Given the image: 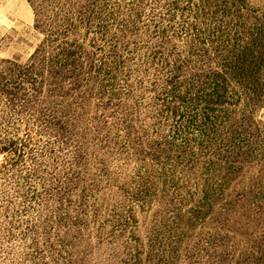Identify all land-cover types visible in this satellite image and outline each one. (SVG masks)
I'll return each instance as SVG.
<instances>
[{"label":"rangeland","instance_id":"374dc122","mask_svg":"<svg viewBox=\"0 0 264 264\" xmlns=\"http://www.w3.org/2000/svg\"><path fill=\"white\" fill-rule=\"evenodd\" d=\"M209 2L0 0V264H264V105L163 101Z\"/></svg>","mask_w":264,"mask_h":264},{"label":"trees","instance_id":"16d2710c","mask_svg":"<svg viewBox=\"0 0 264 264\" xmlns=\"http://www.w3.org/2000/svg\"><path fill=\"white\" fill-rule=\"evenodd\" d=\"M208 4L215 8L207 14L213 24L202 31L195 28L194 45L187 60L190 64L200 59V67L181 92V65H177L167 81L163 99L177 123L183 121L191 129L202 119L210 120L212 114L217 124L224 114L221 108L242 102L255 108L264 105V8L250 11L247 0H210ZM231 6H235V11ZM248 11L252 15L244 24L242 12ZM207 38L213 51H199L198 43ZM77 56L78 49L74 48L61 57L79 70ZM169 101L178 102V107Z\"/></svg>","mask_w":264,"mask_h":264}]
</instances>
